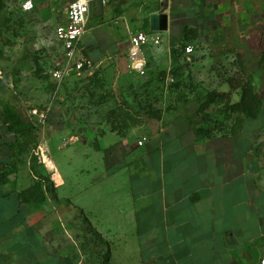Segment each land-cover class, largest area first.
Instances as JSON below:
<instances>
[{"label":"crops","instance_id":"0c3cea01","mask_svg":"<svg viewBox=\"0 0 264 264\" xmlns=\"http://www.w3.org/2000/svg\"><path fill=\"white\" fill-rule=\"evenodd\" d=\"M154 14L167 15V31L151 30ZM230 22L248 28L249 38L264 52V0H167L166 6L159 0L93 2L85 35L106 27L111 38L87 41L84 35L80 47L101 73L100 64L125 53L131 62L130 37L145 32L151 40L141 51L149 63L145 73L153 78L162 69L160 60H167L169 67L182 63L176 50L184 43L193 48L188 41L196 39L189 32H195L199 50L185 51L184 56L198 90L204 91L214 83H203L200 76L216 79L224 60L237 56L230 37L206 32L215 25L223 33ZM157 36L161 37L159 45L152 40ZM132 72L138 77L139 73ZM3 78L0 71V90L6 94L9 85L2 83ZM227 89L225 84L217 85L214 91ZM7 96L0 98L6 109L4 117L0 115V264H89L81 253L61 258L55 253V243L39 241L35 228L22 221L24 216L28 220L27 204L19 196L35 185L36 178L28 161V165L18 161V145L26 135L23 131L16 134L11 124H5V113L14 111L17 123L23 114L13 109L17 102ZM227 102L233 106L240 100ZM203 103L202 107L189 102L166 110L147 131L135 129L126 137L109 131L95 139L94 173L80 171L87 177L82 189L73 186L67 199L84 211L90 227L115 251L108 264H261L264 260V169L257 155L263 133L251 131L242 116L243 122L235 129L229 124L226 130L206 129L207 135L199 122L204 112L212 110H208L209 102ZM91 144L71 145L69 152L73 150L84 162L82 154ZM56 154H60L55 153L57 169ZM27 176L34 179L32 184ZM65 179L58 171L55 193L70 188ZM88 200L100 205L94 215L86 206ZM102 202L108 205L102 207ZM68 247L63 249H91L84 244Z\"/></svg>","mask_w":264,"mask_h":264},{"label":"rangeland","instance_id":"374dc122","mask_svg":"<svg viewBox=\"0 0 264 264\" xmlns=\"http://www.w3.org/2000/svg\"><path fill=\"white\" fill-rule=\"evenodd\" d=\"M0 6V71L1 77H4L2 83L9 85L6 94L4 90H0V98L3 100L7 95V98L11 96L13 102H17L16 105L12 104L13 109L23 114L18 117L20 123H17L16 113L6 111L5 124H11V130L16 134L23 131L21 133L26 135L18 145L21 151L18 161H28L36 178L35 183H39V190L43 192L42 200L32 203L33 205L27 204L25 213L28 214V220L24 216L22 221H26L29 228H35L34 231L39 233V241L55 243L57 251L52 252L59 253L61 258L67 254L74 256L81 253L89 264H102L107 255L115 252L90 227L84 211L72 206L67 199V192L70 193L73 186L78 184L77 189H82L81 185L87 177L80 171L94 173L93 164L98 157L94 141L105 132L126 137L135 129L147 131L148 127L157 123L159 112L162 115L166 110L180 108L189 102L202 107L203 100L209 102L208 110L212 111L211 114L204 112L199 122L200 129L226 130L230 128L229 124H233L235 129L238 119L246 115L234 113L227 101L241 100L244 91L251 88L261 102V113L258 119H248L247 124L251 131L263 133L257 155L264 169V64L261 58L255 59L256 55L263 58L264 52L252 40L253 37L249 38V29L242 27L240 22H230L231 27L223 28V33L215 25L213 28L212 25L208 27V36L217 33L227 35L233 40L232 44L237 50V56L224 60L216 79L200 76L203 83H214L210 85L211 89L198 90L199 86L191 75L190 62L184 56L188 46L185 43L180 44L176 50L183 59L182 63L169 67L167 60H160L162 69L153 78L148 72L137 77L132 72L128 54L125 53L100 64L103 72L93 85L87 84V78L72 74L58 84L53 72L63 64V59L55 29L63 23L67 3H42L30 14L21 12L20 0H0ZM145 23L148 27V22ZM189 33L192 35L191 39L199 38L197 33ZM109 37V29L100 27L85 35L84 40H107ZM196 40H189L188 44L199 50V43L194 42ZM148 65L146 64V69ZM165 67L170 69H164ZM204 77L207 79L204 80ZM224 84L228 86L225 93L214 91L217 85ZM258 109L252 108L253 111ZM4 110L3 105H0L2 117ZM218 112L222 116L215 115ZM84 142H92V147L90 145V149L82 154V162L79 160L81 156L77 158L73 150L69 152V147L81 146ZM55 153L60 154H56L57 169L61 175L66 176L65 181L70 186L59 194L55 193V186L59 184V180L55 181V175L58 174ZM69 159H73V162L69 163ZM77 163L80 166L76 167ZM27 177L28 184H32L34 179ZM107 205L108 202H102V207ZM86 206L94 215L100 205L88 200ZM113 241L109 240L112 245ZM73 244L90 245L91 249L78 252L63 249ZM57 248H61L60 251Z\"/></svg>","mask_w":264,"mask_h":264},{"label":"built area","instance_id":"2783aa9c","mask_svg":"<svg viewBox=\"0 0 264 264\" xmlns=\"http://www.w3.org/2000/svg\"><path fill=\"white\" fill-rule=\"evenodd\" d=\"M108 0H20V10L25 14L36 11L42 3H67L65 11V21L55 29L57 42L62 50V65L53 72L55 81L60 84L68 76L75 75L79 77H92L98 69V66L88 57H86L80 47L82 37L89 31L90 4L99 2L106 5ZM164 3L167 0H159ZM151 38L145 32L130 37V63L133 71L139 75H145L146 62L142 54V47L149 44ZM156 45L161 42V37L152 39ZM187 54L193 53V48L187 46ZM264 243V240H263ZM261 264H264L262 260Z\"/></svg>","mask_w":264,"mask_h":264},{"label":"trees","instance_id":"16d2710c","mask_svg":"<svg viewBox=\"0 0 264 264\" xmlns=\"http://www.w3.org/2000/svg\"><path fill=\"white\" fill-rule=\"evenodd\" d=\"M2 10V7L0 6V12ZM261 62H263L264 64V57L261 58ZM102 72L100 73V67L99 69L95 72V74L90 77V78H87V84L88 85H93L96 83V81L98 79H100L99 77L101 76ZM64 82V81H63ZM101 90H102V87H100ZM260 100L257 98V96L254 94L253 90L251 88H248L247 90L244 91L243 95H242V98L240 100L239 103L231 106L232 109H233V112H237V113H242L244 115H246L245 117L247 119H258L259 116H260ZM256 108L258 107L259 109L258 110H252V108ZM160 112L158 114V116L156 117L157 119L160 118ZM243 122V119H240L239 122L237 123H241ZM200 131V130H199ZM201 131H204V130H201ZM207 135L209 133V131H204ZM40 193H39V192ZM43 193V192H42ZM41 191L39 190V183H35L34 186H32L30 189L26 190L25 192L21 193L20 194V199L23 203H26V204H31L33 205L32 203L34 202H37L41 199L42 197V194ZM38 196V197H37ZM42 200V199H41ZM109 260H110V256H106L104 261H105V264H108L109 263Z\"/></svg>","mask_w":264,"mask_h":264},{"label":"water","instance_id":"95a60500","mask_svg":"<svg viewBox=\"0 0 264 264\" xmlns=\"http://www.w3.org/2000/svg\"><path fill=\"white\" fill-rule=\"evenodd\" d=\"M167 1H165V6ZM168 17L165 14H154L151 16V30L154 32H164L168 30Z\"/></svg>","mask_w":264,"mask_h":264},{"label":"bare ground","instance_id":"6f19581e","mask_svg":"<svg viewBox=\"0 0 264 264\" xmlns=\"http://www.w3.org/2000/svg\"><path fill=\"white\" fill-rule=\"evenodd\" d=\"M44 159H45L46 162H48V159L45 157V155H44Z\"/></svg>","mask_w":264,"mask_h":264}]
</instances>
